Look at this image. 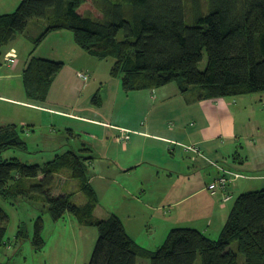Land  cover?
<instances>
[{
  "label": "trees",
  "instance_id": "1",
  "mask_svg": "<svg viewBox=\"0 0 264 264\" xmlns=\"http://www.w3.org/2000/svg\"><path fill=\"white\" fill-rule=\"evenodd\" d=\"M84 3L21 0L15 10L0 14V53L36 18L46 26L35 43L51 32L70 30L88 55L110 60V74L120 77L127 92L173 81L181 92L197 88L200 99L264 92V0H95L97 15L81 13ZM62 67V61L32 56L22 72L27 97L44 103ZM97 98L96 93L95 103ZM8 149H27L15 124L0 126V153ZM91 150L83 142L79 152L56 153L43 166L17 157L0 160V195L11 202L20 194L40 199L53 220L69 212L79 223L95 224L98 238L87 264H138L140 258L148 264H195L199 257L201 264H239V253L243 264H264V188L236 197L217 239L194 227L174 226L149 250L134 242L115 213L95 218L98 198L88 174L92 156L85 154ZM62 168L78 180L82 203L74 202L71 192L54 193L55 175ZM27 179L34 181L26 184ZM7 221L0 206V248ZM41 230L40 215L32 238L37 249L45 244ZM23 235L18 230L16 237Z\"/></svg>",
  "mask_w": 264,
  "mask_h": 264
},
{
  "label": "crops",
  "instance_id": "2",
  "mask_svg": "<svg viewBox=\"0 0 264 264\" xmlns=\"http://www.w3.org/2000/svg\"><path fill=\"white\" fill-rule=\"evenodd\" d=\"M20 1L0 0V14L10 12V7L18 6ZM42 22L45 28V21ZM42 32L37 36L29 35L30 42L35 41ZM51 33L38 45L41 46ZM53 33L57 34L59 39L69 36L63 31ZM16 40L17 37L0 53L4 58L2 61L0 59V102L37 111V121L46 120V113L50 116L69 115L98 127L95 130L96 134L91 135L92 142H85L92 149L89 152L92 156L88 161L89 165H93V158H97L103 164V171L109 178L113 174L115 176L117 172L121 175L138 172L142 185L157 186L161 182L160 203L152 209L162 211L160 214L163 215L159 218L167 223V229L187 226L197 228L205 234H209L211 230L215 233L220 232L232 207L229 205L232 198L223 201L222 192L212 194L207 189V184L217 174V169L211 162L215 161L240 171L264 170V160L253 162L244 153L247 143H251L255 133L256 122H253L252 110L263 111L264 95L249 93L253 95L200 99L197 88L192 87L181 92L174 81L152 89L127 92L122 87L121 79H116L110 74V66H107L106 71L105 69L102 71V67L97 69L96 63L92 61L94 57L79 48L74 39H71L72 42L66 41L64 45L61 40L55 41L49 54L40 53L36 56L29 52L25 57L21 56L14 46ZM11 50L16 53V61L13 64L6 59L7 53ZM32 56L63 62L62 69L52 79L44 103L30 100L24 89L22 72ZM68 60L69 62H66ZM78 71L89 74L88 80L82 81V90L92 85H99L98 88L103 90L101 103L96 106L98 110L105 108V111L119 115L115 110L116 97L122 96V92H125L123 94L131 107L126 109L125 105H119L117 110L120 113L125 110L129 112L122 114L123 118L119 116L117 121L69 114L48 106L49 96L53 94V87L55 88L58 78L66 81L61 82L62 87L60 84L58 90L77 89L76 83L80 80L77 77ZM16 80L21 85L17 89L11 88L10 82ZM96 103L98 104V98ZM50 119L53 120L52 117ZM21 121L28 126L33 120L30 117H22ZM187 145L199 147L202 154L196 155L186 148ZM247 149L253 151L255 157L264 156V145ZM250 176L255 180H263L264 188V174L256 172ZM237 188L238 186L233 190L236 191ZM122 222L126 228L124 221Z\"/></svg>",
  "mask_w": 264,
  "mask_h": 264
},
{
  "label": "rangeland",
  "instance_id": "3",
  "mask_svg": "<svg viewBox=\"0 0 264 264\" xmlns=\"http://www.w3.org/2000/svg\"><path fill=\"white\" fill-rule=\"evenodd\" d=\"M17 5L10 7L12 12ZM82 13H91L97 15L98 11L95 7V0H85V3L80 7ZM39 21V22H38ZM43 20H36L33 18L29 21L24 34L17 36V40L13 43L21 56H27L29 52L39 56L40 53L49 54L51 52L52 44L55 41L72 42L73 33L70 30H61L68 38H57V34L53 32L48 36L41 46L34 41L31 43L28 38L29 35L37 36L43 31ZM69 43V42H68ZM7 46V45H6ZM5 50V48H4ZM64 56V55H62ZM90 57V56H89ZM3 57L0 56L1 61ZM96 63L97 69L106 71L107 66H110V60H97L92 58ZM66 62H69L66 61ZM76 62V59H75ZM78 63V60H77ZM206 64V54L203 53L200 67L203 68ZM66 65V64H65ZM64 65V66H65ZM104 67V68H103ZM67 69V66L65 67ZM66 71V70H64ZM78 77V75H77ZM79 78V77H78ZM120 77H116V79ZM76 83V90L72 91L70 88H60L61 80L58 78L53 87V94H50L48 106L64 111L69 114H77L82 116H91L100 119L117 120L119 116L123 118L124 113L129 112L125 110L120 113L117 110L119 105H125L128 109L131 107L130 102L126 101V96L122 92V96L116 97V114L112 111H105V108L98 110L96 106L101 103L103 98V90L98 88L99 85L87 86L88 88L81 89L82 79ZM21 85L17 80L10 82V87L17 89ZM81 89V92H80ZM98 94V104L94 102L93 97ZM256 94V93H255ZM253 95V94H249ZM256 95H264V92ZM50 97H52L50 99ZM264 97V96H263ZM264 99V98H263ZM126 102V103H125ZM247 104V106H249ZM262 107V106H261ZM253 109V107H252ZM262 112L252 110L253 122H256L254 130V138L251 143H247L248 148L259 147L264 145V108ZM46 120L37 121V111L22 108L13 104H6L0 102V126H7L15 124L21 137L27 143L26 150L8 149L0 153V160L17 157L27 163H38L41 166L46 164L48 160L53 159L56 153H64L67 150H74L79 152L83 142H92L91 135L96 134L95 130L98 128L87 122L77 119L73 116H62L46 113ZM30 117V125L21 123V118ZM45 117V116H44ZM53 118L51 120L50 118ZM69 117H73L69 118ZM124 120V119H123ZM38 122V123H37ZM115 122V121H113ZM258 124V126H256ZM262 124V125H260ZM22 128V129H21ZM73 129V130H70ZM69 130V131H68ZM70 132H72L70 134ZM75 133L76 135H73ZM246 147L244 153L249 156L253 162H260L264 160V156H253V151H249ZM85 154H89L88 152ZM230 163V162H229ZM103 164L97 159L93 158V165L88 167V174L90 182L96 191L98 204L94 211L95 218L109 216L112 213L117 214L125 223V230L134 240V242L149 250H155L160 245L170 228L167 229V223L160 220L162 211L153 210L155 205L160 203V184L142 185L139 181L138 172L134 174L121 175L117 172L109 178L104 173ZM238 170V169H237ZM244 175L249 176L245 178H237L230 185V192L232 200L229 205L232 206L236 197L246 191H252L263 188V180L253 179L252 173L264 174L263 171L248 172L247 170L240 171ZM39 177H42L40 173ZM113 177V178H112ZM34 179H27L26 184H30ZM209 182V181H208ZM242 183V184H241ZM241 184V185H240ZM240 185V186H239ZM238 188L236 191L233 189ZM244 186V187H243ZM55 194L71 192L74 195V202L82 203L84 197L82 195L80 185L75 179L71 170L68 168L60 169L55 175L53 185ZM28 197L24 198L23 194L16 197V202L4 200L0 195V206L8 214L7 229L4 235V243L0 248V263L4 264H87L92 255L98 238V229L93 223H79L77 219L69 212H65L60 218L53 220L44 208L45 205L40 199L32 200ZM149 205H147V203ZM153 208V209H152ZM42 217L41 234L45 240L44 247L37 249L32 242L34 233V223L38 216ZM18 230H22L24 235L16 237ZM210 238L217 239L219 233L214 230L210 231ZM233 248L237 250V242L233 243ZM239 264H243L242 254H238ZM146 259H139L138 264H148ZM195 264H201V257H199Z\"/></svg>",
  "mask_w": 264,
  "mask_h": 264
},
{
  "label": "built area",
  "instance_id": "4",
  "mask_svg": "<svg viewBox=\"0 0 264 264\" xmlns=\"http://www.w3.org/2000/svg\"><path fill=\"white\" fill-rule=\"evenodd\" d=\"M6 59L9 63L13 64L16 61V53L14 50H11L7 53ZM77 75L79 78H81L83 81H87L89 78L88 72L84 71H78ZM128 137V136H127ZM186 148L192 152H194L196 155H201V150L199 147L195 145H187ZM217 169V174L215 177L207 184V189L212 194H215L217 192H222V200L227 201L231 199L232 194L227 189L228 185L235 181L237 178L245 177L244 174L229 169L228 167H225L219 163H216L215 161L211 162Z\"/></svg>",
  "mask_w": 264,
  "mask_h": 264
}]
</instances>
